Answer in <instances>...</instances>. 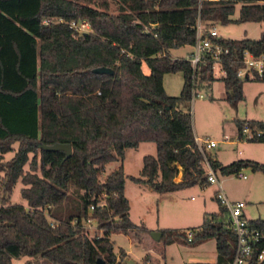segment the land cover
<instances>
[{
    "label": "trees",
    "instance_id": "1",
    "mask_svg": "<svg viewBox=\"0 0 264 264\" xmlns=\"http://www.w3.org/2000/svg\"><path fill=\"white\" fill-rule=\"evenodd\" d=\"M198 19L207 27L261 22L264 0H0V195L6 196L0 204V264L23 257L25 264H97L100 258L121 264L110 235L149 231L130 217L127 177L159 193L207 183L190 111L192 65L170 55L195 44ZM82 20L90 23L89 31L71 25ZM218 42L225 49V99L243 100L244 81L237 73L246 51L264 53V34ZM98 67L113 74L94 73ZM176 72L183 73L184 83L179 96H170L164 75ZM196 77L199 88L211 87L212 60ZM246 124L264 131V121L238 119V134ZM248 141L263 143L264 134ZM142 142H154L157 153L143 157L140 176H127L125 151ZM15 143L14 156L4 160ZM56 143L71 144L72 155L42 147ZM209 159L225 175L247 167L264 173V163L255 160L223 165ZM111 162L121 164L103 178ZM180 168L184 179L176 181ZM19 181L27 206L10 203ZM215 197L219 211L206 214L190 230L191 239L187 231L163 229L161 240L199 245L215 239L214 264H229L236 235L217 192ZM87 220L101 235L83 234ZM253 222L264 231V220Z\"/></svg>",
    "mask_w": 264,
    "mask_h": 264
},
{
    "label": "rangeland",
    "instance_id": "2",
    "mask_svg": "<svg viewBox=\"0 0 264 264\" xmlns=\"http://www.w3.org/2000/svg\"><path fill=\"white\" fill-rule=\"evenodd\" d=\"M239 7L233 18H238ZM112 13L117 11L116 3H112ZM220 37L230 39H259L264 34V21L230 23L223 25L215 23ZM90 29H87L89 31ZM192 51V46H184L172 49V58H187ZM143 70L148 72L146 64ZM216 80L210 88H197L204 97L192 100L190 111L193 118V128L200 139H213L219 142L218 146L206 151L208 157H214L225 165L239 159H250L264 163V142L254 143L248 140H238V127L236 120H260L264 121V81L254 79L243 83L244 99L229 102L225 99L226 89L221 80L225 76L221 67L214 70ZM184 83L183 73H166L164 75V87L168 95L179 96ZM15 151L5 154L4 160L11 159L18 143L14 144ZM157 147L154 142H142L137 148L126 150L124 169L129 176H140L145 155H156ZM242 152L240 154L239 152ZM32 156V155H31ZM120 162H111L106 166L105 178L108 173L117 169ZM206 172L208 168L204 163ZM29 165L25 170H29ZM184 172L183 169H180ZM241 172L248 178L241 179L238 173L225 175L217 171L225 193L231 201H244L245 212L252 220H264V173L255 172L252 168H243ZM180 174V173H179ZM176 176L180 180L181 175ZM24 187L21 181L17 182L11 195L10 203H21L27 206V201L21 195ZM126 192L132 203V220L138 224H144L149 231L138 230L127 235L122 232H113L110 239L114 244V250L119 256L121 264H206L194 263L193 259L214 260L217 259L216 240L209 239L199 245L174 242L165 244L164 240L157 241L152 233L165 228H177L190 231L198 228L204 221L206 214L219 211V201L215 197L217 190L215 185L202 184L198 181L192 186L185 187L175 192L159 193L146 184H137L130 177L126 179ZM6 196L1 193L0 204ZM227 217V215H226ZM101 235L96 223L90 228L89 236ZM28 257L22 259L25 264Z\"/></svg>",
    "mask_w": 264,
    "mask_h": 264
},
{
    "label": "built area",
    "instance_id": "3",
    "mask_svg": "<svg viewBox=\"0 0 264 264\" xmlns=\"http://www.w3.org/2000/svg\"><path fill=\"white\" fill-rule=\"evenodd\" d=\"M79 32H87L90 29V23L87 20L80 22H72L71 24ZM196 41L192 46V52L186 58L190 61L194 74V88L193 100L202 98L204 95L197 90V73L200 66L208 59L213 62V70L221 67V72L225 75L222 68L223 54L225 53L224 47L218 42L221 38L215 25L207 27L198 19L196 25ZM243 67L237 73L240 80L246 81L250 79L264 78V53L259 56L246 51L242 58ZM264 134L261 130H252L246 124L241 134H238V140H249L254 136ZM196 142L204 155V161L208 171L206 172L207 183L215 185L217 190V197L227 210L226 222L229 224L230 229L236 235V244L234 257L229 264H264V231L255 225V223L244 215V208L246 203L244 201L233 202L225 193L221 180L217 175V171L213 169L210 159L206 154L209 149L216 148L219 144L218 141L213 139H200L196 136ZM238 177L247 179L248 176L239 172ZM54 226V223L52 224ZM93 227V221L87 220L83 225V234L89 236L90 228ZM189 239L192 237V232L187 231ZM90 237V236H89ZM150 264V263H147Z\"/></svg>",
    "mask_w": 264,
    "mask_h": 264
},
{
    "label": "water",
    "instance_id": "4",
    "mask_svg": "<svg viewBox=\"0 0 264 264\" xmlns=\"http://www.w3.org/2000/svg\"><path fill=\"white\" fill-rule=\"evenodd\" d=\"M94 73L97 74H113V70L107 67H98L93 70ZM47 151H57L63 150L66 152L67 157H70L73 153L72 145L71 144H61L56 143L53 145H43L42 146ZM163 233L161 231L152 233V236L155 240L160 241L162 238ZM97 264H106L105 258H100Z\"/></svg>",
    "mask_w": 264,
    "mask_h": 264
},
{
    "label": "crops",
    "instance_id": "5",
    "mask_svg": "<svg viewBox=\"0 0 264 264\" xmlns=\"http://www.w3.org/2000/svg\"><path fill=\"white\" fill-rule=\"evenodd\" d=\"M192 52V51H191ZM194 132H195V130H194ZM195 135L198 137V135L196 134V132H195ZM128 149V148H127ZM126 149V150H127ZM156 153H157V151H156ZM240 154H242V152L240 151L239 152ZM125 155H126V151H125ZM219 161V160H218ZM222 163V162H221ZM223 165H225L224 163H222ZM227 165V164H226ZM181 169V168H180ZM179 173H182V177H181V179L180 180H176V181H181V180H183L184 179V172H179ZM178 173V174H179ZM127 175V174H126ZM127 176H129V175H127ZM138 185L139 184H143V183H137ZM125 186H126V184H125ZM152 189V188H151ZM216 192V191H215ZM125 195H126V197L128 198V200H129V203H130V217H132V203H131V200H130V198H129V196L127 195V192H126V187H125ZM240 201V200H239ZM233 202H237V201H233ZM244 215H245V217L246 218H248L249 220H251V221H254V220H252V219H250L248 216H247V214H246V212H245V208H244ZM132 219V218H131ZM133 221V220H132ZM134 222V221H133ZM135 223V222H134ZM165 229H177V228H165ZM163 230V229H162ZM23 258H25V257H23ZM23 258H21V259H14L13 260V264H14V262L17 260V261H19L20 263H21V261H22V259ZM27 260H28V258H27ZM26 260V261H27ZM192 262H194V263H206V264H214L216 261H214V260H201V259H193L192 260Z\"/></svg>",
    "mask_w": 264,
    "mask_h": 264
}]
</instances>
